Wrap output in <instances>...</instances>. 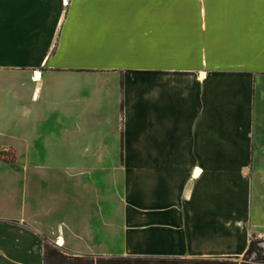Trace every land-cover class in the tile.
I'll return each mask as SVG.
<instances>
[{
  "label": "crops",
  "instance_id": "obj_1",
  "mask_svg": "<svg viewBox=\"0 0 264 264\" xmlns=\"http://www.w3.org/2000/svg\"><path fill=\"white\" fill-rule=\"evenodd\" d=\"M262 227L264 0H0V264Z\"/></svg>",
  "mask_w": 264,
  "mask_h": 264
},
{
  "label": "trees",
  "instance_id": "obj_2",
  "mask_svg": "<svg viewBox=\"0 0 264 264\" xmlns=\"http://www.w3.org/2000/svg\"><path fill=\"white\" fill-rule=\"evenodd\" d=\"M45 247V264H237L228 260L169 256L73 255L51 242H47ZM254 248L251 241L246 252Z\"/></svg>",
  "mask_w": 264,
  "mask_h": 264
},
{
  "label": "rangeland",
  "instance_id": "obj_3",
  "mask_svg": "<svg viewBox=\"0 0 264 264\" xmlns=\"http://www.w3.org/2000/svg\"><path fill=\"white\" fill-rule=\"evenodd\" d=\"M7 158L14 156L12 150L1 153ZM251 241H253V251L243 253L238 256H198V257H182V258H198V259H219L236 262L237 264H264V227L252 234ZM127 256V255H124Z\"/></svg>",
  "mask_w": 264,
  "mask_h": 264
}]
</instances>
